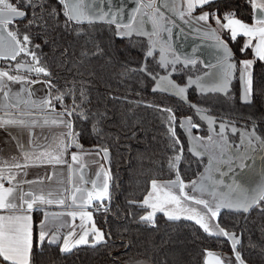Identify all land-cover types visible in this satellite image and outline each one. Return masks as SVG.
Returning a JSON list of instances; mask_svg holds the SVG:
<instances>
[{"label": "trees", "instance_id": "obj_1", "mask_svg": "<svg viewBox=\"0 0 264 264\" xmlns=\"http://www.w3.org/2000/svg\"><path fill=\"white\" fill-rule=\"evenodd\" d=\"M10 2L26 16L16 18L7 31L20 40L29 36L23 45L25 56L36 63L28 54L35 53L37 67L49 73L41 76L55 106L71 113L76 141L111 151L107 196L104 205L93 211L94 223L105 238L63 252L61 244L35 237L30 264H208L211 251L239 254V264H264V200L248 212L225 209L218 214L217 223L228 237L206 233L194 219H169L162 211L150 221L142 219L152 209L144 200L153 181L165 184L179 177L189 182L205 165L193 151L183 123L184 117L195 120L193 109L155 89L145 71L138 69L149 43L117 36L107 29L109 23L70 20L59 0ZM253 5V0H213L197 10L210 15L235 59L254 60L252 104L254 113L264 119V61L256 59L251 48L242 53L246 37L238 35L233 41L230 31L217 23V18L226 22L227 15L252 24ZM6 60L0 56V66ZM202 97L219 107L231 106L222 95ZM240 106L234 104L230 110ZM233 239L238 241L235 248Z\"/></svg>", "mask_w": 264, "mask_h": 264}, {"label": "flooded vegetation", "instance_id": "obj_2", "mask_svg": "<svg viewBox=\"0 0 264 264\" xmlns=\"http://www.w3.org/2000/svg\"><path fill=\"white\" fill-rule=\"evenodd\" d=\"M179 8L181 11L179 9L178 13H176L178 22L153 5L150 9L147 8L148 10H145L146 13L143 15H140L141 12H139V22H141V26L135 28L136 32H134V34L128 36L122 35L117 31V27L114 25L107 27V29L111 28L114 30L117 36L134 37L135 43L144 41L149 43L146 45V53L142 57L138 69L145 71L148 78L153 81L155 89L166 92L182 101H184V98H187L190 102L200 107L207 115L217 117V119H211L205 115H201L194 106L187 103V105L193 109V113L196 114L195 120H191V123H189L190 117L183 118L186 129L188 132L191 131L190 134L196 137H207L208 135L206 136L203 134L205 131L204 129L209 131V126L213 123L218 127L220 124H225V127L229 130L231 128L238 130L240 127L243 129L257 127L261 137L264 139V119L259 118L254 113V106L252 104L253 94H250V102H245L244 100V82L240 78L242 68L240 62L242 60L235 59L233 56L232 62L236 64V68L233 72V77L227 93H225L213 90L221 79L224 71V63H221L218 67L212 64L207 65L199 58L189 60L181 57L176 51H172V43L168 44V40L171 39L174 42L172 37H174V34H177L178 30L187 32L186 30L190 29L195 32L199 31L203 33L216 29V25L211 20L210 15L206 21L199 19V17L206 12H198L197 8L190 11L189 8L183 6V3H180ZM66 11H68V9L65 8L64 13ZM83 20L84 19L80 18L74 21L84 22ZM95 22H100L103 23L102 26L104 25V22ZM165 44H167V46ZM149 52L152 53L151 56L148 55ZM11 55L12 50L10 47V53L6 56L8 60L4 61L2 68H4V71L9 75L21 77L23 79L17 82L8 80L7 77L3 78L4 91L1 97H3V94L7 97L9 93V97L12 98V100H10V106L14 107L17 105L16 108L20 110V113L46 115L41 117L22 118L26 126H31L36 129L37 127L42 128L38 129V131L40 130L41 137L44 135L46 137L43 139L44 145L41 147V151L35 156L36 160L37 162L42 161L44 163L55 162V166L58 168L63 166L65 174L68 175L66 182V186H68L67 197L72 201L75 196L74 201L76 203L84 202L82 205H85L86 208L82 206V209L88 208L93 212L95 209L99 208L97 202L101 201L96 198V193L103 192L105 185L109 184L111 178V161L108 165L105 155V150L109 149H102L98 146H88L77 142L72 130L70 116L67 112L56 107L52 102L50 98V89L46 80L41 76V73L28 70L37 67L36 63L32 62L29 57H26L25 53H21L14 60L11 59ZM162 55H167L169 57H162ZM18 63H23L25 65L31 64V67L26 66L24 69H19L14 66ZM218 75L220 78H218ZM178 88L185 89L182 95L176 94ZM210 94L226 97L231 103V106L228 105V107L225 106L224 108L219 107L211 98L204 101L202 96L207 97ZM48 101H50V104L46 103ZM234 104H241V106L239 109L231 111L230 108H233ZM198 117L201 121L199 119L197 120ZM53 121H56V123H53ZM209 121H211V123ZM187 124L190 125L189 127H191L192 130L188 128ZM228 125H230L231 128ZM231 131L233 130L231 129ZM34 133H36V131L31 129V136ZM230 133L233 135L235 134L234 131ZM238 133H236L235 136H240ZM233 135L229 136L230 141L234 143L238 142L239 138L233 137ZM190 136L188 141L191 145L195 142V137L192 135ZM76 145H80V147ZM73 155L77 156L76 161H73ZM57 157H59V162L56 159ZM199 160L201 161L203 159ZM204 163L206 162L204 161ZM77 189H79V191H77ZM89 192L93 193L91 201H89L88 198ZM105 197L106 196L103 198ZM70 201L66 202V204ZM260 201L261 199L259 198L253 206ZM35 211L36 214L44 220V211ZM66 212H61L64 215L57 219L59 222H56L53 228L48 227L46 232L51 229V234L57 228H62L64 231L69 229V223H67L68 208ZM62 237H64V234Z\"/></svg>", "mask_w": 264, "mask_h": 264}, {"label": "crops", "instance_id": "obj_3", "mask_svg": "<svg viewBox=\"0 0 264 264\" xmlns=\"http://www.w3.org/2000/svg\"><path fill=\"white\" fill-rule=\"evenodd\" d=\"M69 1L71 2V0ZM121 1L124 0H84L81 5L83 15L80 18L86 19L96 17L104 20L116 21V19H118V21H122L124 20L122 18L125 16V13L121 12ZM164 1H166L167 4H173L176 0ZM179 1L183 3L185 7L186 4L189 5V0ZM253 1L255 5L264 4V0ZM198 7L199 6L196 8ZM145 10L148 9L144 7V9L140 11V15L146 13ZM106 21H104V23L112 24L118 28H136L141 26V22H139V13L134 14L132 21L127 25H119L118 23ZM220 21L222 26L226 23L222 20ZM255 21L249 24V26H253ZM216 31L220 35L221 32L218 27H216ZM247 39L246 37V40ZM7 40L5 41L6 46L4 47L7 50L0 53V56L10 53L11 46L7 44ZM4 70L5 69L0 66V72H5ZM3 78L5 77H0V185H2L3 188L13 189V192L7 197V200L10 203L16 204L17 208L14 210L0 209V216H30L32 223V246L35 238L33 227L36 224V218L38 222L41 220L39 215H35V210H41L42 212H45L44 209L48 210L46 212L49 218L43 228H53L55 223L59 222L57 219L64 215L61 212H66L68 208L67 223H69V229H65L64 237L58 239L59 242L56 245L62 244L66 235L71 232H74L72 235L74 238L80 237L84 232H88L89 234L90 219L87 217L83 220L81 219V214L85 213V209H82L84 205H69L71 201L67 197L68 186H66L68 175L65 174L63 166H60L59 169L55 166V162H43L41 165L38 164L36 160L35 156L41 151V147L44 145L43 139L46 138L45 135L41 137L40 130L38 131V129L42 128L37 127L36 129L31 126H26L22 117L14 115L15 113H20V110L16 108L17 105L14 107L10 106V100H12V98L9 97V93L7 96L8 98L4 94L3 97H1L4 91ZM9 111L14 114H3ZM221 126H225V124H220L219 127L215 126L213 123L210 124L209 135L207 137H196L190 134L191 131H189V134L195 137V142L191 144L193 151L206 162L205 168L201 170L200 174L194 180H192L194 181L192 188L194 193L197 194V198L195 197L196 199L207 201L214 210L217 208V205L220 206L217 216L211 218L212 225H209L214 227L216 232H219L220 228L217 227V217L222 210L243 209V207H240L241 204L253 207L260 198L262 189H264V139L261 137L258 128L243 129L240 127L238 130H234V133L236 134L239 132L238 134L240 136H235V134L233 135L230 133L233 131L226 127L221 131ZM31 129L36 131L32 136L30 134ZM230 135L238 137L239 141L236 143L231 142ZM209 137H211V139H209ZM194 146L197 148L195 149ZM211 146L215 151L209 152ZM187 183L189 182H183L184 189ZM28 193L32 195H26ZM186 194H188V191H186ZM45 195H48V197L52 196L53 201L55 200L52 206L36 199L40 196L45 197ZM21 197L24 198V201L36 200L31 210L27 209V204L21 200ZM60 201H63V203H60ZM68 201L70 202L66 204ZM193 201L194 202H189V209H195L196 212L207 213L202 215L210 216V213L207 212L203 205L196 204L195 200ZM22 204L23 207H21ZM196 212H194V216L197 215ZM69 213H76V215L73 217L69 215ZM32 214L35 216L34 218ZM92 216L93 214L91 218ZM50 231L51 229L45 232V239H47V241L51 235ZM71 244L72 242L69 244V248H71Z\"/></svg>", "mask_w": 264, "mask_h": 264}, {"label": "snow or ice", "instance_id": "obj_4", "mask_svg": "<svg viewBox=\"0 0 264 264\" xmlns=\"http://www.w3.org/2000/svg\"><path fill=\"white\" fill-rule=\"evenodd\" d=\"M30 2V0H29ZM59 2L64 5L68 11L65 12V15L70 20H79L80 17L83 15V10L81 8V5L83 4L84 0H71V3L66 2V0H59ZM210 0H189V10H194L197 6L203 7V5L209 3ZM254 8L258 7L262 10H264V4L262 5H253ZM26 16V12L19 9L17 6H15L13 3L10 2V0H0V53H2L3 48L5 45V37L3 35V32L7 30V27L9 24L13 23V21L16 18H22ZM209 18L208 13H204L199 17L200 20L206 21ZM226 23L223 24V27L228 29L231 33V39L235 41L237 39L238 35H242L244 37H247L245 44L241 48V52H245L249 48L253 50L254 57L260 61H264V15H261L258 19H256L255 24L253 26H249L243 22H241L238 19H232L229 16H225ZM221 21L219 18H217V23H220ZM7 44L11 46L12 55L11 59H16L18 55L21 53L26 52V48L23 46L24 44L29 42V36L24 35L23 40L18 39L17 34L13 31H7ZM255 41V43H254ZM224 50V71L221 76V79L217 86L213 89L216 91H222L227 93V90L229 88L231 79L233 77V72L236 68V64L232 62L233 53L231 50L227 47L226 44L221 42L220 45ZM33 56V59L36 60V63L39 64V60L36 59L35 53H28ZM149 56L152 55L151 52L148 53ZM7 58V57H5ZM242 65L241 68V80L244 82V90H243V96L245 102H250L249 97L252 92V73L250 71L254 60H243L240 62ZM29 71H35L37 73H43L45 75H49V73L46 71L43 67H35L28 69ZM0 77H7L8 80L11 81H17L23 79L21 77H14L9 75L7 72H0ZM184 88H178L176 91L177 95H182L184 93ZM59 99V98H57ZM50 104V101L46 102ZM170 111V110H168ZM71 115V113H69ZM174 119V117H172ZM63 122V121H61ZM211 123V121H209ZM53 123H56V121H53ZM189 123H191V119L189 118ZM70 127V125H69ZM221 131H223V126H221ZM172 134L175 135V130L172 129ZM211 139V137H209ZM77 147H80V145H76ZM105 155H107V152L105 151ZM59 162V157L56 158ZM73 161L77 160V156H72ZM179 159V157H177ZM177 181H179V177L177 178ZM177 181L171 182L172 184L177 183ZM179 187L180 192L183 195L185 199L189 200H195L196 204L203 205L204 208L207 210L208 213H210V218H214L217 216V213L219 211V205H217V208L214 210L207 201L205 200H196L194 197H189L187 194L183 192L184 184L182 181H179ZM152 189L153 192L157 190V184L155 181L152 182ZM79 191V189H77ZM13 192L12 188H3L2 185H0V209H16L17 205L8 202L7 197ZM26 195H32L31 193H28ZM107 195V185H105L103 192L96 193V198L101 199L102 197ZM152 193L149 194L151 196ZM89 201L93 198V193H88ZM37 200L44 202V197L40 196L36 198ZM260 199L264 200V189H262V194L260 195ZM21 200L27 204V209L31 210L33 208V204L36 202V200L32 201H24V198L21 197ZM73 200H75V196L73 197ZM158 203L151 204V207L153 208V211L155 212L157 209L160 211H164V206L168 204H175L177 207L180 206L181 203V197L168 191L164 193V197L162 200H160L159 197H157ZM48 203H51L52 201H47ZM60 203H63V201H60ZM144 204H149V199L146 198L144 200ZM23 207V204L21 205ZM240 207H243L245 211L248 210V205L241 204ZM193 212H196L195 209L192 210ZM167 215V213H165ZM47 216V214H45ZM69 215H72L75 217L76 213H69ZM197 216L199 218H197ZM85 217L88 219H91V213H82L81 219L83 220ZM152 215H148L146 217H143L144 220H152ZM178 217H173L169 215V219H175ZM188 219H195V222L200 225L203 230L206 233H209L210 235H223L225 237L229 236V233L226 232L223 228H219V232L213 233L210 230L209 224L204 222L205 217L203 215H199L197 213L196 216H188ZM41 229H43V222H41L40 225ZM217 227H219L217 225ZM93 225V232H96ZM88 235V232H84V235L81 236L79 240L76 241V244H82L86 243L87 240L85 239ZM46 236V233L41 230L39 232V240L42 242L44 241ZM103 238V234L99 233L97 236V239L100 240ZM238 243V241H235L233 239V248H235V244ZM32 250V223H31V217L28 215H8V216H0V259H2L5 264H30V252ZM69 243L68 240H64V246L61 249L63 252L69 251ZM211 255V253H209ZM239 254H237V259L239 260ZM217 264H220L219 261H217Z\"/></svg>", "mask_w": 264, "mask_h": 264}, {"label": "water", "instance_id": "obj_5", "mask_svg": "<svg viewBox=\"0 0 264 264\" xmlns=\"http://www.w3.org/2000/svg\"><path fill=\"white\" fill-rule=\"evenodd\" d=\"M68 3H71L69 0H66ZM180 1L176 0L173 4L170 3H166V1L164 0H124L121 1V12L125 13V16L122 18L124 20L122 21H118V19L115 20H104L102 18H86L83 21L84 22H90V21H101V22H112V23H118L119 25H127L130 24V22L133 19L134 14H138L141 10L144 9V7L146 8H151L153 5L159 9H161L162 11H164L167 15H169L172 19H174L175 21L178 22L177 17H176V13H178L179 11V7H180ZM176 6V7H175ZM181 11V9H180ZM172 12V13H171ZM171 15H170V14ZM261 15H264V12L260 9V8H256L255 9V18L258 19ZM75 20V19H73ZM183 27V26H182ZM180 28V27H179ZM187 29V28H185ZM189 30V31H188ZM185 31H181L178 30L177 34H174V50L183 58L189 59V60H193L195 58H199L201 59L205 64L207 65H215L216 67H218L223 61H224V50L223 48L220 46L221 42H223L224 44L227 45V47L232 51L231 46L224 40L222 39L221 35L218 34V32L215 30H211L210 32H199V31H192L190 29H187ZM234 56V54H233ZM16 68L19 69H24V67L28 66L31 67V64H23V63H18L16 65H14ZM219 74V73H218ZM218 78L219 75H218ZM184 101L186 103H188L191 106H194L195 109L198 111L199 114L201 115H205L211 119H217V117L214 116H209L206 113L203 112V110L198 107L196 104H193L192 102L189 101V99L184 98ZM3 114H7V115H13L14 113L12 112H7V113H3ZM15 116H19V117H41V116H46L45 114H33V113H15ZM27 122L29 123V121L27 120ZM230 122V121H228ZM225 126H223L224 128ZM231 128V127H230ZM212 130H214L213 128H211ZM234 131V129H232ZM107 152L106 155V160L108 165L110 164L111 161V152L110 150H105ZM173 181H177V180H171V181H167L165 182L166 185L171 186V187H177L179 186V181H177V183L172 184L171 182ZM82 204H84V202H75V201H71L69 203V205H73V206H81ZM85 206V205H84ZM252 208L249 207L247 211H245L244 209H239V210H235L232 209L233 211H238V212H248L250 209ZM45 210V214H47V216L45 215L44 217V221H43V226L46 225V222L48 220V213ZM50 216V215H49ZM64 234V230L62 228H57L56 230H54L51 235L49 236L48 242L52 245H56L59 241L58 239L62 238ZM0 264H5V262L2 261V259H0Z\"/></svg>", "mask_w": 264, "mask_h": 264}, {"label": "rangeland", "instance_id": "obj_6", "mask_svg": "<svg viewBox=\"0 0 264 264\" xmlns=\"http://www.w3.org/2000/svg\"><path fill=\"white\" fill-rule=\"evenodd\" d=\"M186 7L187 8H189L188 7V5L186 4ZM264 12V11H263ZM92 22H95V21H92ZM217 27V26H216ZM221 27V26H220ZM117 31L119 32V33H121L122 35H131V34H134V32H136V29L135 28H126V27H124V28H121V27H117ZM5 33H7V30L6 31H4L3 32V34L5 35L4 37H5V41L7 40V34H5ZM136 34V33H135ZM222 37V39L224 38L223 36H221ZM173 39H174V37H172ZM224 40H225V38H224ZM226 41V40H225ZM227 42V41H226ZM169 43H172V48H171V46H170V48L172 49V51H174L175 52V50H174V46H173V44H174V42H173V40H168V44ZM228 43V42H227ZM166 46H167V44H165ZM7 49H5V48H3V50H2V52H4V51H6ZM7 55H4V56H2V57H6ZM162 57H169V56H167V55H165V56H163L162 55ZM249 60V59H248ZM243 61V60H242ZM222 63H224V61L222 62ZM250 71H252V67H251V69H250ZM157 88V87H156ZM231 122V121H230ZM188 125V128L190 129V130H192L191 129V127H189L190 125L189 124H187ZM231 127V126H230ZM231 129H233V128H231ZM194 148L196 149L197 147L196 146H194ZM212 151H215L214 150V148L211 146V148H210V151L209 152H212ZM196 153V152H195ZM38 164H43V162L42 161H39L38 162ZM205 166H206V164L203 166V169L205 168ZM156 182V184H157V190L155 191V192H153V189L151 188V191H150V193H152V195L151 196H149V194L147 195V197L146 198H148L149 199V206L151 207V204H153V203H158V200H157V197H159L160 198V200H162L163 199V197H164V193L165 192H168V191H170V192H172V193H174V194H176V195H178V196H180L181 197V203H180V206L179 207H177L175 204H168V205H165L164 206V211H162V212H164V213H167L168 215H171V216H173V217H188V216H194V212L192 211L193 209H189L190 208V206H189V202H194L193 200H189V199H185L184 197H183V195L181 194V192H180V187L178 186V188L177 187H171V186H168V185H166V184H164V183H162V182H158V181H155ZM193 182L194 181H189V183H187L186 185H185V189H186V191H188V194H187V196H189V197H193L194 196V198L196 197V193H194V191H193V189H192V184H193ZM185 189H183V192L186 194V191H185ZM107 196V195H106ZM197 198V197H196ZM195 198V199H196ZM46 200L47 201H52L51 203H48V202H46ZM99 200H101V201H98L97 202V204H98V206H99V208L100 207H102L103 205H104V198L102 197L101 199H99ZM196 200H198V199H196ZM43 203H48L49 204V206H52L54 203H55V200L53 201V197L52 196H50V197H48V195H45V197H44V202ZM188 203V204H187ZM95 205H96V203H95ZM85 208H86V206H84ZM152 208V207H151ZM160 210L159 209H157L155 212L153 211V208L151 209V211H150V213L149 214H147L146 216H148V215H152V217L157 213V212H159ZM85 213H91V215L93 214L92 213V210H90V209H85ZM196 213H198L199 215H202V214H207V213H203V212H196ZM210 215V214H209ZM204 217H205V221L204 222H206V223H208L209 225H212L211 223H212V221H211V218H210V216H205V215H203ZM32 217L34 218L35 216H33V214H32ZM197 218H199L198 216H197ZM44 220H42V218H41V220L38 222V220H37V218H36V224L34 225V227H33V231H34V237H36L37 238V240L39 241V242H41L40 240H39V232L41 231V230H43L44 232H46V229L48 228H43V229H41V227H40V225H41V222H43ZM93 225H94V227H95V229L97 230L96 232H91V231H93ZM210 227V230H211V232H215L216 233V229L214 228V227H211V226H209ZM89 230H90V233L87 235V237L85 238L86 240H87V242L86 243H89V242H93V243H95L96 241L98 242L99 240L97 239V236H98V234L99 233H102L103 234V232H102V230L101 229H99L97 226H96V224L94 223V220H93V216H92V218L90 219V221H89ZM73 233L74 232H71L70 234H68V235H66V237L64 238V240L65 239H67L68 240V243L70 244L71 242H72V244H71V248L73 247V245H79V244H76V241L77 240H79L80 238H81V236H83L84 235V233H83V235H81L80 237H78V238H74L72 235H73ZM68 237H71V238H68ZM105 237H104V234H103V238H102V240L104 239ZM101 240V239H100ZM82 244H84V243H82ZM63 246H64V241L62 242V244H61V248H63ZM69 247H70V245H69ZM211 253V255H209L208 256V258H207V263L208 264H217V261H219L220 262V264H239V261H238V259H237V256L235 257V256H233V255H230V254H227V253H219V252H210Z\"/></svg>", "mask_w": 264, "mask_h": 264}]
</instances>
